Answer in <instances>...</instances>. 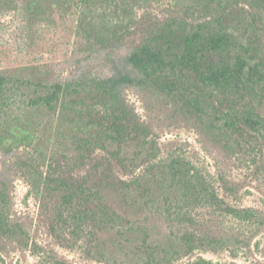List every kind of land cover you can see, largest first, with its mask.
I'll return each instance as SVG.
<instances>
[{"label":"rangeland","instance_id":"rangeland-1","mask_svg":"<svg viewBox=\"0 0 264 264\" xmlns=\"http://www.w3.org/2000/svg\"><path fill=\"white\" fill-rule=\"evenodd\" d=\"M129 1L135 24L99 48L78 27L75 0H0V69L40 67L59 82L111 74L159 21L182 12L184 0ZM123 97L144 129L139 141L122 144L105 140L88 117L10 102L0 180L11 231L0 230V264H264V135H218L210 117L153 88L126 87ZM247 104L264 119L262 92ZM89 142L109 150L95 145L83 161L76 146ZM176 160L204 193L257 216L242 219L206 198L178 194L189 192L169 178ZM136 180L125 188L124 181ZM81 184L114 212L83 230L63 205ZM189 233L194 248L186 252L179 240Z\"/></svg>","mask_w":264,"mask_h":264},{"label":"trees","instance_id":"trees-1","mask_svg":"<svg viewBox=\"0 0 264 264\" xmlns=\"http://www.w3.org/2000/svg\"><path fill=\"white\" fill-rule=\"evenodd\" d=\"M101 1L75 0L78 27L87 31L89 42L99 48L135 24L131 1L108 0L107 5L96 8ZM182 4L181 13L159 21L127 55L123 66L109 75L81 74L59 82L49 79V70L40 67L0 69V132L7 129L6 110L15 99L29 109L88 117L90 123L100 124L99 132L107 141H139L144 127L123 97L126 87L135 86L179 98L199 117H210L218 135L235 136L246 131L264 135V119L247 104L253 94L262 92L264 96V0H184ZM98 10L100 13L94 15ZM207 91L213 92L211 98L205 96ZM95 145L109 150L103 142L76 146L83 161L91 160ZM108 153L118 158L121 155L120 151ZM179 163L176 160L172 164L169 178L189 193L178 194L193 201L206 198L242 219L257 216L252 208L238 209L224 203L216 193H204L207 188L203 183L190 182L187 169L177 168ZM137 182L123 184L131 189ZM87 188L81 184L77 192L63 197V205L77 215L73 220L79 230L99 216L114 214ZM5 195L6 183L0 180V230L9 233L3 211ZM192 236L189 233L179 240L186 252L194 248Z\"/></svg>","mask_w":264,"mask_h":264}]
</instances>
